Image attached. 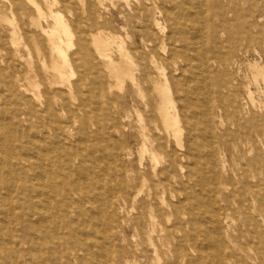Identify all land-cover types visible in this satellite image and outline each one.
Wrapping results in <instances>:
<instances>
[{
	"label": "bare ground",
	"instance_id": "obj_1",
	"mask_svg": "<svg viewBox=\"0 0 264 264\" xmlns=\"http://www.w3.org/2000/svg\"><path fill=\"white\" fill-rule=\"evenodd\" d=\"M44 1L46 12L37 0H26L34 11L35 31L28 34L46 49L27 63L29 70L22 73L17 50L4 58L0 48V79L11 106L9 118L0 116V264H194L199 256L190 255L191 248L197 251L190 245L197 209L192 200L205 214L198 190L214 205L213 194L232 185L226 153L204 135L208 153L201 155L195 146V126L207 125L203 114L213 102L211 85L192 87L183 74L168 73L174 53L163 57L167 35L156 14L166 12L158 0L141 35L147 49L152 47L149 70L133 61L123 40L116 46L105 32L106 0H90L74 21L54 9L59 2ZM147 3L135 5L143 16ZM20 31L14 26L12 36ZM196 31L174 43H182L186 64L197 58L206 73L210 58L198 49ZM259 64L250 65L255 83L264 81ZM152 70L160 81H150ZM259 136L264 138V128ZM106 144L113 147L110 155ZM108 159L115 162L112 178ZM263 162L254 155L233 171L236 178L253 173L243 190L264 191ZM227 201L222 195L220 202ZM245 226L240 233L248 235ZM215 230L232 238L227 220Z\"/></svg>",
	"mask_w": 264,
	"mask_h": 264
},
{
	"label": "rangeland",
	"instance_id": "obj_2",
	"mask_svg": "<svg viewBox=\"0 0 264 264\" xmlns=\"http://www.w3.org/2000/svg\"><path fill=\"white\" fill-rule=\"evenodd\" d=\"M3 1L6 8L0 10L2 55L5 58L10 51L17 50L23 57L22 73H24L29 70L27 63L37 57L38 50L46 51L45 44L38 45L36 42L40 40L35 35L28 34L35 31L30 27L34 11L26 0H18L20 7L17 4L12 5V0ZM92 1L95 2V0ZM136 1L106 0L105 8L107 9L103 12L107 21L105 32L112 36L116 46L121 45L123 40L133 61H139L142 68L149 70L152 47L147 49L141 35L146 25L152 23L155 12L152 4L156 0H148L146 16L140 14L138 8H135ZM37 2L42 11L46 12L45 1L37 0ZM47 2L50 5L59 2L58 5H54V9L74 21L78 17H83V9L88 8L91 1L47 0ZM126 4L133 6L127 8ZM157 5L159 9L162 8L166 12L160 16L156 14V19L159 23L161 22L167 35L164 39L167 55L163 57L169 59L171 53H174V58L167 64L168 73L176 78L183 74L192 87L202 88L211 85L209 89L213 102L208 105L207 111L203 114L207 125L195 126L197 135L195 146L200 150V154L205 156L208 150L202 135L206 136L207 142L216 143L219 150L226 153L227 169L231 176L232 185L224 191L213 194V199H217L214 205L213 202L209 203L203 189L198 190V194L202 196L205 203V214L198 209L197 201L192 200L197 209L192 214L194 226L190 232V245L197 251L191 248L190 255L193 258L199 256V261H195L194 264H264V221L260 216L261 213L264 215V191L254 193L243 190L247 182L254 180L251 171L247 178H236L233 173L240 165L246 164L250 157L254 155L264 157V138L259 136V131L264 128V81L255 83L252 77L253 69L250 68L253 63H260L264 73V0H165L164 2L158 0ZM142 18H144L143 21ZM14 26L21 30L17 36H12ZM195 30H197L196 38L199 42L198 49L201 51L205 49L210 58L208 73L201 70L197 58L186 64L181 58L182 43H174V40L188 41ZM161 47L162 42L158 39L155 42L157 56L161 55ZM136 48L139 49L137 54L134 53ZM164 67H166V60H164ZM31 75L34 76V74ZM153 78L160 81V76L152 70L150 81ZM249 92L253 93L255 105L251 104ZM10 108L5 82L0 79V116L9 118ZM146 118H149L148 114ZM149 121L153 122V120ZM134 123L136 124V121ZM112 138H116L115 135ZM105 147L107 154L110 155L113 147L109 144ZM219 155L221 156V153ZM122 158L126 159L125 151L122 152ZM202 162L204 163V159ZM107 165L112 178L115 171L114 160L108 159ZM262 168H264V162ZM218 169L222 171L221 163ZM260 177L264 183V175ZM222 195L227 197V203L220 202ZM226 220L232 229V238L227 240L219 236L215 230L217 222L226 223ZM249 220H252L253 226L249 225ZM245 225L250 228L248 235L240 233L242 228L246 229ZM106 248L109 250L107 246Z\"/></svg>",
	"mask_w": 264,
	"mask_h": 264
}]
</instances>
